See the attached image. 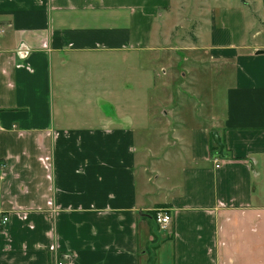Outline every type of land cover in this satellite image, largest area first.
<instances>
[{
	"label": "crops",
	"instance_id": "1",
	"mask_svg": "<svg viewBox=\"0 0 264 264\" xmlns=\"http://www.w3.org/2000/svg\"><path fill=\"white\" fill-rule=\"evenodd\" d=\"M0 125V264H264V0H0Z\"/></svg>",
	"mask_w": 264,
	"mask_h": 264
},
{
	"label": "built area",
	"instance_id": "2",
	"mask_svg": "<svg viewBox=\"0 0 264 264\" xmlns=\"http://www.w3.org/2000/svg\"><path fill=\"white\" fill-rule=\"evenodd\" d=\"M2 130L1 125H0V131ZM216 163V168L220 167V163L219 162H215ZM155 220V222L160 225L163 228H166L168 225H170L171 221H172V216L167 212V210L165 211L164 209L162 210H156L155 211V216L153 218ZM9 219L7 217H4L1 221V224L4 226L8 223ZM57 264H65L64 262H58Z\"/></svg>",
	"mask_w": 264,
	"mask_h": 264
},
{
	"label": "water",
	"instance_id": "3",
	"mask_svg": "<svg viewBox=\"0 0 264 264\" xmlns=\"http://www.w3.org/2000/svg\"><path fill=\"white\" fill-rule=\"evenodd\" d=\"M211 137H212V139H213V142L215 143V145L219 148V154L221 155V156H223V154H224V144H223V142H222V139H221V137H220V135L218 134V132H213L212 134H211Z\"/></svg>",
	"mask_w": 264,
	"mask_h": 264
},
{
	"label": "rangeland",
	"instance_id": "4",
	"mask_svg": "<svg viewBox=\"0 0 264 264\" xmlns=\"http://www.w3.org/2000/svg\"><path fill=\"white\" fill-rule=\"evenodd\" d=\"M188 1H191V0H188ZM181 10V9H180ZM182 57H184L183 55H181ZM162 209H164V208H158V209H156V210H162ZM155 210V211H156ZM165 211H166V209H164ZM155 211L154 212H149V213H151V214H155ZM155 216V215H154ZM152 222V226H153V229L155 230V232L156 233H158V230L160 229V231H162V229L161 228H157V224L155 223V222H153V221H151ZM153 250H151V252H152ZM153 253V252H152ZM151 253V254H152ZM152 256V255H151ZM152 258V257H151ZM150 258V259H151Z\"/></svg>",
	"mask_w": 264,
	"mask_h": 264
},
{
	"label": "trees",
	"instance_id": "5",
	"mask_svg": "<svg viewBox=\"0 0 264 264\" xmlns=\"http://www.w3.org/2000/svg\"><path fill=\"white\" fill-rule=\"evenodd\" d=\"M211 146H212L211 149H212L213 152H216V153H217V152L219 151L218 147H216L214 144H212ZM154 215H155V214H152V215H151L152 218H154Z\"/></svg>",
	"mask_w": 264,
	"mask_h": 264
}]
</instances>
